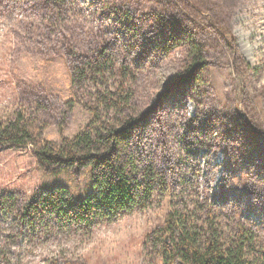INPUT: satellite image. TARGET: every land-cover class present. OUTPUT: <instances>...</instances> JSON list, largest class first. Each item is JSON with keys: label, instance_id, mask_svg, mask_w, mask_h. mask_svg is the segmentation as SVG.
<instances>
[{"label": "rangeland", "instance_id": "1", "mask_svg": "<svg viewBox=\"0 0 264 264\" xmlns=\"http://www.w3.org/2000/svg\"><path fill=\"white\" fill-rule=\"evenodd\" d=\"M40 1L0 0V123L21 111L41 141L73 139L91 120L84 104H92L86 95L95 89L87 83L81 102L68 111V40L79 53L81 46L107 42L117 64L132 51L133 69H140L130 86L138 113L147 116L131 133L132 153L165 185H156L146 210L99 225L88 236L2 211L0 251L7 262L0 264H149L146 237L164 225L172 206L203 200L218 212L226 234L239 220L264 245V0H194L203 12L196 18L165 0H68L58 22ZM118 13L132 29L139 24L133 46ZM182 27L204 56L190 83L178 82L189 63L187 43L171 32ZM106 83L110 90L118 85L111 75L100 82ZM33 150L0 149V197H16L17 210L66 183L64 175L47 173ZM75 178L84 189V175Z\"/></svg>", "mask_w": 264, "mask_h": 264}, {"label": "trees", "instance_id": "2", "mask_svg": "<svg viewBox=\"0 0 264 264\" xmlns=\"http://www.w3.org/2000/svg\"><path fill=\"white\" fill-rule=\"evenodd\" d=\"M67 2L40 1L55 22L60 21ZM165 2L167 7H180L189 18L203 13L194 0ZM107 8L105 5L102 9L113 10ZM118 15L116 21L131 45L138 34L136 25L139 24L132 29L125 21L127 18ZM207 20L220 36L230 37L227 28L212 19ZM61 29L64 33L65 27ZM171 33H177L173 36L177 41L184 38L183 42L187 43L189 63L179 74L178 82L195 81L198 78L196 72L204 64L202 50L193 40L192 32L183 27L172 28ZM110 49V44L103 41L81 46V53L73 47L70 39L65 46L66 54L73 58L72 66L69 64L71 98L67 103L68 111H73L80 101L79 92L87 83L95 89L94 93L86 95L92 98V104H84L91 120L73 139L63 137L60 143L41 141L40 136L30 130L21 111L14 114V119L0 123V149L32 147L39 164L49 167L47 173L54 179L64 175L66 180L64 185L56 184L52 190L34 195L24 210H17L16 197L2 196L0 212L12 213L23 222L27 216L40 218V223L47 219V228L53 226L65 233L88 236L99 225L112 224L146 210L152 202L156 185L163 188L165 180L159 177L157 170L150 164L144 167L137 164L136 155L132 153L135 143L131 133L147 117L138 113L134 103L136 93L130 86L140 68L133 69L132 51L117 64L112 62ZM78 60L81 61L78 63ZM106 75L117 79L114 90L106 88L108 81L105 86L100 84ZM37 105L41 107L39 103ZM81 169L86 172L83 174ZM81 175L86 179L84 189L80 188L76 178L72 180ZM179 207L172 206L164 225L146 237L149 264H264V245L245 223L235 221L226 234L218 212L207 200ZM4 256L5 253L0 251V259ZM6 260L4 258L2 262L6 263ZM64 264L73 263L65 261Z\"/></svg>", "mask_w": 264, "mask_h": 264}]
</instances>
